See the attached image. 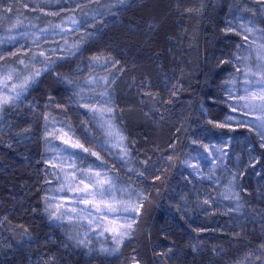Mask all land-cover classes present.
<instances>
[{"label": "trees", "instance_id": "obj_1", "mask_svg": "<svg viewBox=\"0 0 264 264\" xmlns=\"http://www.w3.org/2000/svg\"><path fill=\"white\" fill-rule=\"evenodd\" d=\"M101 1L104 9L85 3L86 18L105 19L83 57L109 72L106 98L128 152L119 176L145 194L131 235L114 253L90 251L47 214L45 113L79 124L66 84L76 63L58 61L52 71L63 79L45 73L29 90L36 110L11 107L0 119V264H264V149L247 130L219 127L232 115L225 93L244 47L231 29L251 22L264 36L262 5ZM23 2L0 0V9ZM76 133L84 146L102 141L91 117ZM226 140L229 154L212 173L186 164Z\"/></svg>", "mask_w": 264, "mask_h": 264}, {"label": "rangeland", "instance_id": "obj_2", "mask_svg": "<svg viewBox=\"0 0 264 264\" xmlns=\"http://www.w3.org/2000/svg\"><path fill=\"white\" fill-rule=\"evenodd\" d=\"M82 1L73 7L61 0H25L0 9V119L11 107L23 105L35 111L37 105L28 99L34 82L45 73L63 79L52 71L58 61L76 63L68 70L72 75L66 84L74 94L71 109L76 110L79 124L73 126L50 110L45 113L49 151L45 207L50 220L62 227L75 245L111 254L130 237L145 194L129 177L124 178L125 174L119 176L118 165L128 152L106 98L110 75L100 61L83 57V48L105 19L86 18L85 3L100 5L102 1ZM254 2L262 5L259 9L264 17V0ZM231 30H239L244 47L225 93L232 115L219 127L247 130L264 149V101L258 98L264 89V36L251 22L239 23ZM89 117L102 137L96 148L84 146L76 133ZM230 147L229 140L205 144L203 153L187 157L186 164L198 176L212 173Z\"/></svg>", "mask_w": 264, "mask_h": 264}, {"label": "snow or ice", "instance_id": "obj_3", "mask_svg": "<svg viewBox=\"0 0 264 264\" xmlns=\"http://www.w3.org/2000/svg\"><path fill=\"white\" fill-rule=\"evenodd\" d=\"M38 74H39V73H37V75H38ZM253 97L256 98V97H255V94H253ZM258 98H259L261 101H264V89L261 90V93H260V95H259ZM5 102H6V101H5ZM261 107L264 108V104H262ZM234 110H235V109H234ZM133 210H134V211H138V209H136V208H134ZM128 227L131 228L132 225L129 224Z\"/></svg>", "mask_w": 264, "mask_h": 264}]
</instances>
